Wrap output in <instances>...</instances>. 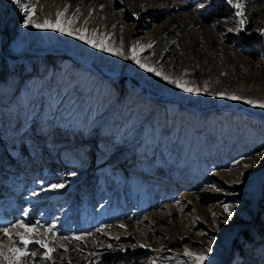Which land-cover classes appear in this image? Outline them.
<instances>
[{"label": "rangeland", "instance_id": "1", "mask_svg": "<svg viewBox=\"0 0 264 264\" xmlns=\"http://www.w3.org/2000/svg\"><path fill=\"white\" fill-rule=\"evenodd\" d=\"M239 2L0 0V229L53 250L16 264H264V108L217 95L264 103V0Z\"/></svg>", "mask_w": 264, "mask_h": 264}, {"label": "snow or ice", "instance_id": "2", "mask_svg": "<svg viewBox=\"0 0 264 264\" xmlns=\"http://www.w3.org/2000/svg\"><path fill=\"white\" fill-rule=\"evenodd\" d=\"M229 3H232V6L237 9L236 15L237 16H242V9H243V3L239 2V0H237V2H233V0H229ZM35 13V9L34 8H29L26 11V19L24 20V27H36V28H42V27H49L54 29L55 31L61 32L65 35H73L72 31H69L67 28H65L64 26L61 25L60 22V17L63 15V12L57 13V18L55 23H51L47 20L44 21L43 24H36L32 22V16ZM69 24L71 23V21L68 22ZM240 24L243 25L244 24V20L241 19L240 20ZM77 33H82V32H86V29H77L76 30ZM262 35H264V32L261 33ZM76 39H83L84 43L89 44L91 47L93 48H97L98 45L94 40H88L85 39L84 36L82 34H77L75 36ZM103 43V42H101ZM149 47H151V45H149ZM100 50L102 51H108L107 47H101ZM133 53L135 52V49H132ZM113 54H119L116 52H113ZM126 58H131L135 60V55H133L132 57H126ZM136 63L139 65L140 68L144 69L145 71L148 72H153L155 71L153 68L148 67L147 65L140 63L139 60H136ZM155 74L157 76H160L161 73L160 72H155ZM164 80H166L168 83H175L176 87H181V84L179 81H173L171 80L169 77L167 76H163L162 77ZM183 91L185 92H196L198 91L197 89L194 88H189L187 86H184ZM218 96L222 97V98H226L229 100H243L244 103L246 104H250L254 107H260V108H264V103H257L256 101L253 100H248V99H243L239 96L236 95H227L225 93H217ZM64 185L63 184H52L51 185V190H57V189H61L63 188ZM225 211L228 213L229 216L232 215V212L229 211L228 206H225ZM14 227L17 228H23L24 231L21 232H17L16 235L19 237V242L21 245H23V247H13V248H9L8 251L10 253L14 254V261L12 260V258L8 257L5 255V253L3 251H0V256H3L5 259H8L10 261V264H16V262H18L21 258L29 255L28 251H27V247L30 243H36L39 244L41 248L46 249L45 255H44V259H48L50 258L49 254L51 253V251H53L52 249L48 248L47 243H45L43 240H33L32 239V234L34 233V229L32 227H29L23 223L16 225ZM54 228V226H52ZM0 231H3L4 235H8L9 234V229L4 228V229H0ZM47 231L51 232L52 228H48ZM67 239V238H66ZM206 252H211V249H207ZM31 255H36V253H31ZM184 255L192 257L195 259V261L197 262V264H204V261L207 259V256L205 253H200V254H195V253H191L188 252L187 250L185 251Z\"/></svg>", "mask_w": 264, "mask_h": 264}, {"label": "bare ground", "instance_id": "3", "mask_svg": "<svg viewBox=\"0 0 264 264\" xmlns=\"http://www.w3.org/2000/svg\"><path fill=\"white\" fill-rule=\"evenodd\" d=\"M84 62L85 65L88 66L89 62L86 60V57H82L81 58ZM253 186L251 187V191H252V196H253V200L256 199L257 195H259L260 193V188H261V183H262V179H263V176H264V166L261 167L259 170L255 171L253 174ZM18 230L20 231V228H17V227H14L12 229H9V234L6 236V239H4L5 237L4 236H1L0 235V241H4V240H9L11 241V238L16 235V233L18 232ZM238 230V228H237ZM228 239V237H227ZM225 239L224 241V244H227V240ZM227 240V241H226ZM15 247L14 246V242L10 244V248H13ZM211 264H214L213 262H211Z\"/></svg>", "mask_w": 264, "mask_h": 264}]
</instances>
